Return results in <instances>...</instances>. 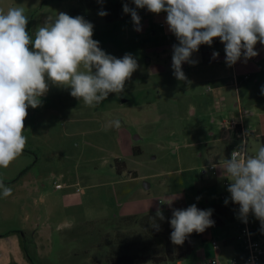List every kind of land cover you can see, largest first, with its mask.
<instances>
[{
  "label": "rangeland",
  "instance_id": "374dc122",
  "mask_svg": "<svg viewBox=\"0 0 264 264\" xmlns=\"http://www.w3.org/2000/svg\"><path fill=\"white\" fill-rule=\"evenodd\" d=\"M122 1L118 13L130 14L125 3L135 9L139 31L131 16H100L92 0H0L5 13L24 8L33 36L49 16H82L106 53L131 54L139 65L122 93H110L95 108L54 85L41 106L28 108L26 147L0 167V181L12 189L7 197L0 189V264H108L121 255L140 256L142 264L221 263L239 247L235 236L243 220L228 205L230 181L211 171L201 174L240 142L225 138L221 122L230 120L228 113L211 97V83L192 86L174 77L176 37L168 36L167 13L143 14L132 0ZM113 120L120 121L119 129L108 126ZM245 121L257 124L253 117ZM247 144L254 156L257 139ZM193 204L212 209L211 219L221 224L207 228L218 249L192 234L182 245L171 241L173 210ZM247 222L264 235L253 214ZM14 237L26 250L11 246Z\"/></svg>",
  "mask_w": 264,
  "mask_h": 264
},
{
  "label": "clouds",
  "instance_id": "9594fccd",
  "mask_svg": "<svg viewBox=\"0 0 264 264\" xmlns=\"http://www.w3.org/2000/svg\"><path fill=\"white\" fill-rule=\"evenodd\" d=\"M103 3V0H98ZM136 8L154 14L166 12V23L178 44L173 45L172 69L177 80L186 81L183 63L195 65L192 54L201 45L211 46L214 38L224 44L227 65L257 56L255 46L264 45V0H132ZM140 30L135 9L123 6ZM100 16L108 13L100 11ZM24 8L0 10V167H8L26 147L23 135L28 108L41 106L50 85L70 89V95L95 108L110 93L119 94L139 67L131 54L117 58L106 53L93 39L94 26L82 16L59 12L49 16L35 35L27 29ZM31 46V48H30ZM219 56L213 52V59ZM264 94V86L261 88ZM119 129V120L108 126ZM230 181L227 191L239 205L241 219L247 223L251 213L264 227V145L254 156L241 145L217 165ZM2 195L12 189L0 181ZM171 206L172 201L164 202ZM228 200H225V204ZM212 209L201 210L195 204L174 209L170 226L171 241L182 245L192 233H203L214 225ZM156 216L164 219L158 208Z\"/></svg>",
  "mask_w": 264,
  "mask_h": 264
},
{
  "label": "crops",
  "instance_id": "0c3cea01",
  "mask_svg": "<svg viewBox=\"0 0 264 264\" xmlns=\"http://www.w3.org/2000/svg\"><path fill=\"white\" fill-rule=\"evenodd\" d=\"M167 33L168 36L173 34L169 29ZM178 43L176 39L175 45ZM255 50L259 53L257 56L247 60L241 57L234 65L229 66L225 62L224 44L220 42L219 38H214L211 46L201 45L199 50L192 54L191 59L197 61V63L192 65L185 62L182 65V70L192 86L197 85L200 81L211 83V89L213 90L211 97L215 100V103L222 105V111L228 113L230 120L238 121L249 132L247 143L251 139H257L260 147L258 123L255 127H252L245 121L247 117L256 118L257 121V117L264 114V94L261 93V88L264 86V45L258 42ZM213 52L219 53V56L215 59L212 57ZM221 125L226 129V140L231 138L235 140L232 132L227 129L225 121L221 122ZM232 148L227 152L225 151L221 159L218 157L219 161L226 159ZM247 152L252 156L248 151V144ZM215 175L221 176V170L219 169ZM252 237L264 241V235L257 233L256 229H254ZM15 244L18 248L21 247L20 238H11V246ZM233 256H242L240 247L236 249L231 257ZM11 262L15 264V261Z\"/></svg>",
  "mask_w": 264,
  "mask_h": 264
},
{
  "label": "built area",
  "instance_id": "2783aa9c",
  "mask_svg": "<svg viewBox=\"0 0 264 264\" xmlns=\"http://www.w3.org/2000/svg\"><path fill=\"white\" fill-rule=\"evenodd\" d=\"M225 125L227 129L232 132L233 137L240 141L239 144L229 151L228 157L226 159H230L231 153L236 149L239 150L241 145H243L245 148L246 154L249 155L247 152V140L249 132L242 126L241 123L235 120L225 121ZM207 171H211L212 174H216L218 173L219 168L214 167V165H210L207 169L204 168L201 171V174H204ZM226 183L227 182L225 181V184ZM54 187L60 188L61 185L59 183H55ZM253 231V227L248 222L245 223L244 221L238 228L235 240L239 244L242 256H233L221 263H219L216 259L211 258L204 260L200 264H264V241L254 239L252 237ZM210 244L213 250L218 249V244L213 239L210 241Z\"/></svg>",
  "mask_w": 264,
  "mask_h": 264
},
{
  "label": "trees",
  "instance_id": "16d2710c",
  "mask_svg": "<svg viewBox=\"0 0 264 264\" xmlns=\"http://www.w3.org/2000/svg\"><path fill=\"white\" fill-rule=\"evenodd\" d=\"M113 0H103V3L98 2V0H92L91 2V8L93 9H99L100 11H105L108 14L104 17H106L107 20H111V19H119L122 17H127V16H131V14H122V13H118V11L120 12V4L122 5V0H118L116 4H119V6H114L112 5L110 7V2ZM89 3V2H88ZM109 3V4H108ZM147 8H144V10L142 11V13H146ZM257 123H258V128H259V141H260V147L262 145H264V114H260L257 117ZM133 154H136L135 151L133 150ZM117 169V168H116ZM117 172H119V170H116ZM229 207L231 209H234L233 211L237 214H239V205L233 203L232 201L229 202ZM220 208V207H219ZM224 208V207H221ZM228 208V207H227ZM219 216L223 215L224 213H217ZM221 220H223V218H221ZM221 225L219 222L215 223L213 226H219ZM192 236L195 238H200L201 243H205V242H210L212 240L211 237V233H210V229H207L206 231H204L203 233H192ZM23 240H20V245L22 247V249H25V245L22 242ZM26 250V249H25ZM187 253V252H186ZM183 254H180V256H182ZM143 258L140 256H128V255H121L118 257L113 258L112 260H110L108 262V264H142L143 262Z\"/></svg>",
  "mask_w": 264,
  "mask_h": 264
},
{
  "label": "water",
  "instance_id": "95a60500",
  "mask_svg": "<svg viewBox=\"0 0 264 264\" xmlns=\"http://www.w3.org/2000/svg\"><path fill=\"white\" fill-rule=\"evenodd\" d=\"M145 187H147V186H145Z\"/></svg>",
  "mask_w": 264,
  "mask_h": 264
}]
</instances>
